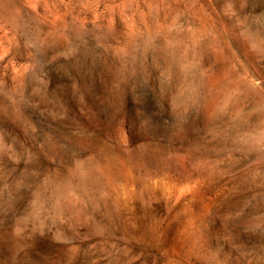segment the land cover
Returning <instances> with one entry per match:
<instances>
[{"label": "rangeland", "instance_id": "374dc122", "mask_svg": "<svg viewBox=\"0 0 264 264\" xmlns=\"http://www.w3.org/2000/svg\"><path fill=\"white\" fill-rule=\"evenodd\" d=\"M0 264H264V0H0Z\"/></svg>", "mask_w": 264, "mask_h": 264}]
</instances>
